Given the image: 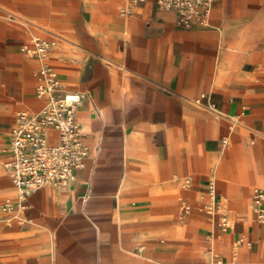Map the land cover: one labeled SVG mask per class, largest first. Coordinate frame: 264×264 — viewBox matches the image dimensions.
Masks as SVG:
<instances>
[{
	"label": "crops",
	"instance_id": "obj_1",
	"mask_svg": "<svg viewBox=\"0 0 264 264\" xmlns=\"http://www.w3.org/2000/svg\"><path fill=\"white\" fill-rule=\"evenodd\" d=\"M34 39L44 60L21 50ZM43 68L84 95L88 152L21 198L11 130L43 108ZM257 190L264 0H214L190 28L149 0H0V264H264Z\"/></svg>",
	"mask_w": 264,
	"mask_h": 264
},
{
	"label": "built area",
	"instance_id": "obj_2",
	"mask_svg": "<svg viewBox=\"0 0 264 264\" xmlns=\"http://www.w3.org/2000/svg\"><path fill=\"white\" fill-rule=\"evenodd\" d=\"M149 1L175 12L177 23L190 28L208 25L214 0ZM53 44L52 40L34 39L21 50L32 58L44 60ZM39 80L37 96L45 100L43 108L39 112L19 114L11 130L10 160L6 168L21 198L44 187L73 181L74 172L83 168L88 152L77 122V111L84 95L64 90L49 68L40 70ZM263 195L260 190L255 192L257 200ZM189 210L188 205L182 206L183 212ZM258 219L264 221V212H258ZM222 220L224 224L227 222L225 216Z\"/></svg>",
	"mask_w": 264,
	"mask_h": 264
}]
</instances>
